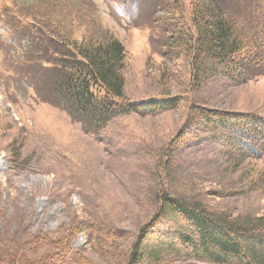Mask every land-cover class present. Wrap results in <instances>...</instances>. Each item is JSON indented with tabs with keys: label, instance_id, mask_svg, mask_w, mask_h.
I'll use <instances>...</instances> for the list:
<instances>
[{
	"label": "rangeland",
	"instance_id": "374dc122",
	"mask_svg": "<svg viewBox=\"0 0 264 264\" xmlns=\"http://www.w3.org/2000/svg\"><path fill=\"white\" fill-rule=\"evenodd\" d=\"M113 1L117 4L110 0L4 3L44 15L68 44L91 34L94 39L105 33L115 37L126 54L125 98L130 102L180 98L179 105L144 116L121 114L95 136L83 132L64 110L38 101L33 87L15 86L16 92L8 94L0 79L4 209L0 264H125L141 229L157 211L161 192L201 201L211 211H229L234 217L264 215V191L249 190L257 173L264 172V153L236 169L224 162L225 148L209 135L198 134L188 121L195 105L264 118V72L246 84L217 77L201 88L192 87L189 63L182 58L166 61L160 55L164 41L157 19L166 16L161 12L153 17L152 6L161 0H148L152 6L146 10L138 4L147 0ZM190 1H179L186 21ZM252 3L237 0L236 10L242 17L248 15ZM1 11L0 7V36L13 34ZM1 39L0 66L15 60L17 53ZM181 132H195V138L175 142ZM177 224L184 221H169L165 230L171 235L161 239L175 247L182 246L175 234ZM77 228L82 230L72 236L70 230ZM39 235H46L48 244L29 246ZM158 244H153L155 249L165 250L161 264H209L177 259L168 245Z\"/></svg>",
	"mask_w": 264,
	"mask_h": 264
},
{
	"label": "trees",
	"instance_id": "16d2710c",
	"mask_svg": "<svg viewBox=\"0 0 264 264\" xmlns=\"http://www.w3.org/2000/svg\"><path fill=\"white\" fill-rule=\"evenodd\" d=\"M168 1L167 4L161 0L157 7L148 0L138 5L145 10L152 6L154 14L148 13L153 17L161 12L166 16L157 19L162 24L159 29L164 41L160 55L166 61L182 58L189 63L192 87L201 88L217 77L246 84L263 74L264 0H252L250 14L243 17L236 10L237 0H191L188 21L179 8L180 0ZM14 4L4 9L20 52L14 54L15 60H6L2 65L0 79L8 94L16 92L15 86L33 87L38 101L64 110L83 132L95 136L121 114L144 116L179 105L180 98L142 102L125 98L126 54L115 37L105 33L102 39H94L96 36L91 34L68 44L44 15L36 16L30 9L15 4L17 9ZM238 4L243 7V3ZM232 10L237 14H232ZM188 121L196 126L198 134H207L224 147V162L236 169L264 153V118L258 115L207 110L195 105ZM194 133L181 132L175 142L193 139ZM257 176L250 191H264V172ZM158 199L157 211L141 229L125 264H161V252L165 250L155 249L153 244L168 245L161 240L164 234L171 235L165 230L166 224L180 220L184 224H177L175 234L182 246L168 245L171 256L209 264H264V215L234 217L229 211H211L201 201L167 192H161ZM3 216L0 199V219ZM75 230L82 229H71L72 236ZM31 240L32 247L46 246L49 241L46 235Z\"/></svg>",
	"mask_w": 264,
	"mask_h": 264
}]
</instances>
